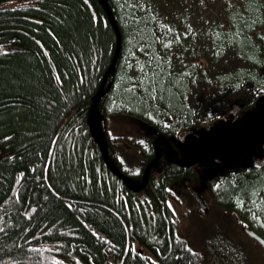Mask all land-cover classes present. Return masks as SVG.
Here are the masks:
<instances>
[{"label":"trees","instance_id":"obj_1","mask_svg":"<svg viewBox=\"0 0 264 264\" xmlns=\"http://www.w3.org/2000/svg\"><path fill=\"white\" fill-rule=\"evenodd\" d=\"M105 1L119 28L120 48L96 105L97 130L117 173L104 160L89 115L116 48L103 5L98 0L0 1L6 8L0 11V264H44L43 243L54 245L68 264L79 259L103 264L108 256L113 262L104 264H257L264 254L244 229L264 239V159L260 167L240 165L245 168H239L241 173L217 174L208 183L207 199L238 226L208 253L186 243L173 193L163 189L167 176L177 177L179 170L160 171L155 163L139 190L120 175L133 172L127 177L134 187L141 185L148 163L131 161L140 154L133 147L146 153L148 140L163 137L148 127L164 119L191 122L184 98L191 85L193 107L212 101L219 113H226L233 105L232 111L242 106L238 83L248 72L227 69L207 77L203 58L214 56L204 44L206 39L220 59L229 46H237L257 61L259 52L246 35L260 8L246 4V18L236 13L228 32L210 22L214 17L204 15L205 8L202 20L210 21L199 23L195 0ZM8 46L17 50H5ZM260 75L264 77L259 73L249 79L251 85ZM220 77L227 81L223 84H234L228 95L210 83ZM246 96L248 101L252 95ZM193 132L199 135L201 129L195 126ZM117 134L121 137H112ZM118 140L123 141L115 144ZM161 174L166 175L158 179ZM255 197H261L255 210L261 224L248 223L234 211ZM189 198L203 209L195 196ZM185 213L197 215L192 209ZM250 240L259 253L248 245Z\"/></svg>","mask_w":264,"mask_h":264},{"label":"flooded vegetation","instance_id":"obj_2","mask_svg":"<svg viewBox=\"0 0 264 264\" xmlns=\"http://www.w3.org/2000/svg\"><path fill=\"white\" fill-rule=\"evenodd\" d=\"M190 1L191 0H187V2ZM250 2H253L261 10L260 13L255 14L254 17L256 18L251 22L253 25L250 24V28L248 29L246 35L251 45L259 52L257 61H253L252 59L248 58L244 53L239 51L237 46H229V48L226 49L227 51L224 52V58L220 59L217 57V54L214 50H210L209 42L207 41L206 43L205 39L204 46L208 54H213L214 58L208 60L203 58L204 61L202 62L203 65L208 67L207 71L209 72L207 77H209L210 73L211 76L212 74L213 76H217L218 74L226 73L227 71L225 70L227 69L232 71H237L240 69L241 74L248 72L249 77L244 78V83H238L242 91V88L246 89L243 91L244 93L241 91L242 94L238 97L239 102L242 103V106L237 108L235 111H232L234 107L233 105L226 113H219L218 109L213 107L212 101L206 102L205 105L203 102H201L198 107H193L192 94L194 88L191 85L184 96V98L188 99L189 101L185 108H189L193 114L191 122L186 125H178L177 122L167 123L164 121L162 124H157V126H153L152 128L148 127L149 130H154L155 132L162 134L164 140H160L158 142L157 140L150 141L147 138L149 144L147 142L146 143L149 145V147L147 148L146 153L142 151L140 152V149H138V145L136 144L137 142L135 141L136 146L133 148L136 149V151L140 154H135L136 159L134 160L132 158L131 161H143L144 163L153 164L156 160V165L158 164L157 168L160 171L167 170L168 168H175L176 170H179L177 177L170 178V176H167L168 178L163 183L164 190L169 189L168 186L174 182L185 180L187 185H191L200 177L204 176L203 168H205V165L200 163L201 161H198L200 157H196L198 160L195 157H192L195 152V148L191 143L188 142L192 140L196 141L197 134L196 132H193V128L195 126H201L205 128L207 132H205L204 135L207 133H212L210 137L203 136L204 146H222L220 148L226 151L230 157H233L232 160L236 161L237 163L239 162L238 155L243 156V159L245 160H250L252 164L255 163L256 166L253 164V167H260L264 159V77L262 78L260 75L258 78L259 82H257L255 85H251L252 82L249 80L259 73L263 74L264 76V0H195L197 7L195 15L198 17L195 18L198 19L199 23L208 20H202L203 14L200 12V7H205L207 12L205 11L204 15L206 14L207 16L210 14L212 17H214L211 21H208H210L213 25L215 22H218L225 31L231 32L232 27L230 23L234 19V16L237 13L241 15V17L246 18L244 7ZM237 9L238 11H236ZM216 18L219 19L216 20ZM206 29L207 27L205 28V31ZM202 63L200 62V64ZM225 82H227L226 79L224 77H220V80H213L210 83L213 87L216 89H221L222 93L228 95L230 92L229 88L234 84L231 83V85H225L223 84ZM212 86L207 83V88L212 89ZM246 93H250L252 95L248 102L244 99H247ZM216 123L218 124L214 126ZM149 130L148 134L151 133ZM186 146L190 147L191 154L189 153ZM198 146L202 147L201 145ZM217 153L218 152L215 151L214 154ZM144 154H146V157H144ZM239 168L245 170V168L240 167V165H235L230 169V171L226 170L218 174H223L227 178L230 174L232 175L241 173L239 172ZM131 173L132 174L123 175L125 177H132L133 172ZM163 175L166 174H161L158 179L163 177ZM140 176L142 180L141 184L145 178V185L150 177L148 174L142 173ZM120 178L125 184L131 185L130 187L133 189L138 188L133 186L131 179H128V177V180L126 181H124L122 177ZM208 183L204 186L207 197H209V189H207ZM213 185L216 187V183ZM191 195L195 196L194 194ZM198 200L202 203V199L199 198ZM188 216H190V214H183V217L185 218ZM178 221H180V217H178ZM43 244L44 251L41 253V255H43L42 260L44 264H68V259L59 257L54 245L50 246L46 243ZM33 255L37 256L36 253ZM145 256L149 257L148 255ZM149 258L152 259L151 257ZM108 262L113 261L111 260ZM19 264L23 263L19 262ZM76 264L85 263L79 259L77 260Z\"/></svg>","mask_w":264,"mask_h":264},{"label":"rangeland","instance_id":"obj_3","mask_svg":"<svg viewBox=\"0 0 264 264\" xmlns=\"http://www.w3.org/2000/svg\"><path fill=\"white\" fill-rule=\"evenodd\" d=\"M205 7H200L201 10ZM156 31L157 26L155 27ZM138 128V127H137ZM134 128V129H137ZM199 129H205L203 127H199ZM206 130V129H205ZM122 133V132H121ZM112 137H121V135H112ZM226 140V137H225ZM123 140H118L115 144L122 143ZM215 151H219L215 150ZM199 152H202V149H199ZM202 158H199L200 163L205 165L204 168V176L200 177L197 181L193 182L191 185H187L185 180H181L178 182H174L168 186V188L172 191L174 202L177 204L174 211L180 217V223H184L183 226V236L186 238V243L190 245L194 249H199L201 251H205L208 253V249L212 248L214 244H219L220 246L227 241L226 235L230 232L232 226L236 228L237 223L230 222L223 216L219 215V211L221 209L215 207L209 199H207L205 193V184L208 181H212L216 174L229 170L235 165H237L236 161H233L231 157L222 155L220 153L214 154L211 152L202 153ZM239 161V160H238ZM249 161V160H246ZM255 164V163H253ZM207 165V167H206ZM232 165V166H231ZM213 169V170H212ZM223 175V174H218ZM196 196V200L202 199V208H197L192 203L189 197ZM260 198L251 200V198L246 201H241L236 209L238 216L242 220H245L248 223L257 222L259 224L263 223L260 216L255 215V210H258L260 207ZM217 208L216 210H212L211 208ZM195 210L197 215H191L188 217H183L184 210ZM204 217V221H200V217ZM264 224V223H263ZM238 227V226H237ZM248 237V236H247ZM250 238V237H249ZM248 245L253 249L254 252L259 253V247L255 244L254 241H248ZM211 262V260H209ZM257 264H264V259H259Z\"/></svg>","mask_w":264,"mask_h":264},{"label":"water","instance_id":"obj_4","mask_svg":"<svg viewBox=\"0 0 264 264\" xmlns=\"http://www.w3.org/2000/svg\"><path fill=\"white\" fill-rule=\"evenodd\" d=\"M99 1L104 6L105 11H106L107 15L109 16L110 22H111L113 28L115 29V33H116V48H115V53H114V56H113V60L110 63V65L108 67V70L106 71V74H105V77L103 79V82L100 84L99 91L95 95V98H94V101H93L92 110H95V108H96L97 102H98V100L100 98L101 88H102V86L104 84V81H105L106 77L114 69L115 61L117 59L118 51H119V48H120V33H119V30H118V28L116 26V23H115V21L113 20V18L111 16V13H110V10H109L107 4L105 2H103V0H99ZM90 114H91V116L93 118V121H94V124L91 126L92 135H93L95 141L97 142V144L99 145L101 151L103 152V157H104L105 162L107 164H109V160L107 159V156L105 155L106 147H105L104 141H103L101 135L99 134V132L97 130V128L99 126V122H98V116L96 114V110H95V113L94 114L93 113H90ZM220 147H222V146H220ZM220 147L219 146H216V145H214V146H207V145L206 146H202V147H200L202 149V152L201 153L200 152L198 153V158L199 157H202V155H203L202 153H205V154H206V152L215 153V150H218V149H219V151H217L218 153L230 157L227 154V152L224 151V150H222V148H220ZM231 158H233V157H231ZM238 158H239L238 159L239 162L241 163V165H243V167H251L252 163H251L250 160L249 161H246L245 159H243V156H240V155H238ZM112 170L117 173V171L115 169H112ZM248 234L250 235L251 238L255 239L261 245V247L263 249V252H264V240H263V238H261L256 233H248Z\"/></svg>","mask_w":264,"mask_h":264},{"label":"bare ground","instance_id":"obj_5","mask_svg":"<svg viewBox=\"0 0 264 264\" xmlns=\"http://www.w3.org/2000/svg\"><path fill=\"white\" fill-rule=\"evenodd\" d=\"M1 2H3V0H0ZM4 1H6V0H4ZM99 1V0H98ZM100 2V1H99ZM103 2H105L106 4H107V6H108V3L105 1V0H103ZM100 4H101V2H100ZM102 5V4H101ZM104 7V6H103ZM109 8V7H108ZM4 9H6L5 7H0V11H2V10H4ZM105 9V8H104ZM110 13H111V11H110ZM108 16V15H107ZM111 16H112V18H113V20H114V17H113V15H112V13H111ZM108 18H109V16H108ZM110 20V19H109ZM115 21V20H114ZM116 23V22H115ZM116 26H117V24H116ZM117 28H118V26H117ZM115 30V29H114ZM118 30H119V28H118ZM5 50H10V52H13V51H16L17 49L16 48H12V47H9L8 46V48H6ZM114 53H115V51H114ZM114 56V55H113ZM134 58V57H133ZM112 60H113V58H112ZM112 60H111V62H112ZM138 63V62H137ZM174 68H176V67H174ZM180 68V67H179ZM175 70V69H174ZM183 71V70H182ZM180 72V71H179ZM184 72H186V70H185V67H184ZM182 73V72H181ZM186 77V76H185ZM103 82V81H102ZM186 82V81H185ZM105 83V82H104ZM99 88H100V86H99ZM99 88H98V90H97V92L99 91ZM103 88H104V84H103V86H102V88H101V93H102V91H103ZM243 89V91L244 90H246V89H244V88H242ZM199 90V89H198ZM233 91V90H232ZM236 91V90H235ZM238 91V90H237ZM242 91V92H243ZM97 92H96V94H97ZM246 92V91H245ZM233 93V92H232ZM235 93V92H234ZM237 93V92H236ZM241 93V92H240ZM244 93V92H243ZM233 95V94H232ZM100 96H101V94H100ZM95 98V97H94ZM108 98V97H107ZM237 99V98H236ZM243 99V98H242ZM245 100H246V98H244ZM93 101H94V99H93ZM248 102V101H247ZM251 102V101H250ZM92 107H93V102H92V105H91V108H90V110H89V115L91 116V114L90 113H95V110H96V108H95V110H92ZM197 107V106H196ZM98 109V108H97ZM188 109V108H187ZM186 109V110H187ZM121 110V109H120ZM126 112V111H125ZM192 113V112H191ZM97 114V113H96ZM189 114V113H188ZM99 115V114H98ZM189 116V115H188ZM193 117V116H192ZM187 118V117H186ZM192 118H190V120H191ZM173 120V119H172ZM188 120V119H187ZM164 121H165V119H164ZM184 121H185V118H184ZM189 121V120H188ZM187 121V122H188ZM159 122H162V121H159ZM158 122V123H159ZM167 122V121H166ZM182 123V122H181ZM190 123V122H189ZM154 123H152V125H153ZM160 124H162V123H160ZM179 124V123H178ZM156 125V124H155ZM200 127V126H199ZM205 132H207L205 129H201V133L198 135V133H196L197 134V137H196V141H188L189 143H191L193 146H194V148H195V152H194V154L192 155V157L194 158H196V157H198V153H199V149H200V147L198 146V145H201V146H204V143H203V136L204 137H210L211 135H212V133H207L206 135H204L205 134ZM162 133V132H161ZM156 134V133H155ZM104 137V136H103ZM155 140H157L158 142L160 141V140H163L162 138L161 139H155ZM202 142V143H201ZM104 144H105V142H104ZM99 146V145H98ZM105 147H106V152H105V155L107 156L108 154H107V146H106V144H105ZM100 148V147H99ZM186 148L188 149V151H189V153H190V147H188V146H186ZM101 150V149H100ZM101 153H102V155H103V152L101 151ZM191 154V153H190ZM197 159V158H196ZM198 160V159H197ZM175 161V160H174ZM194 161V160H193ZM199 161V160H198ZM178 162V161H177ZM155 163H156V160L154 161V163L153 164H148V166H146L145 167V169H144V172H143V174H146L147 173V171L149 170V169H151L154 165H155ZM262 163H263V161H262ZM261 163V164H262ZM107 164V163H106ZM108 166H109V168H111V169H114V167L112 166V164H111V162H109V164H107ZM255 165V164H254ZM256 166V165H255ZM123 179H124V181H126V180H128L129 179V177H128V179H127V177H125V176H123V175H120ZM144 183H145V178H144V180H143V183L138 187V188H135L134 190H139V189H141L143 186H144ZM236 212V211H235ZM236 215H237V213H236ZM238 217V216H237ZM239 218V217H238ZM173 222V221H172ZM173 225V224H172ZM175 225V224H174ZM173 227V226H172ZM176 227V226H175ZM173 229H175L176 230V228H173ZM248 233H255L252 229H250V228H245L244 229V234L246 235V236H248V237H250V235L248 234ZM251 238V237H250ZM251 239H253V238H251ZM253 240H255V239H253ZM264 240V239H263ZM256 241V240H255ZM231 250V249H230ZM225 251V250H224ZM228 251V250H227ZM226 251V252H227ZM233 251V250H232ZM221 252V251H220ZM225 252V253H226ZM141 253V251L139 250V251H137V254H140ZM221 253H223V251L221 252ZM221 253H220V255H221ZM224 254V253H223ZM230 255H231V253H230ZM224 256V255H223ZM233 257V256H232ZM109 256L108 257H106V260L104 261V263H107V261H109ZM227 258V257H226ZM225 258V259H226ZM53 259V258H52ZM228 259H230V258H228ZM227 259V260H228ZM233 259V258H232ZM225 261V260H224ZM232 262V261H231ZM103 263V264H104ZM199 264V263H198Z\"/></svg>","mask_w":264,"mask_h":264}]
</instances>
